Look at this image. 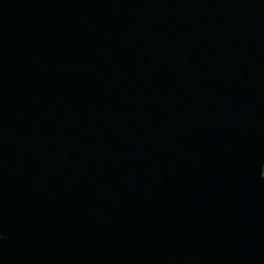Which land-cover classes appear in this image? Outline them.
Listing matches in <instances>:
<instances>
[{
  "label": "water",
  "instance_id": "water-1",
  "mask_svg": "<svg viewBox=\"0 0 264 264\" xmlns=\"http://www.w3.org/2000/svg\"><path fill=\"white\" fill-rule=\"evenodd\" d=\"M0 264H264V0H0Z\"/></svg>",
  "mask_w": 264,
  "mask_h": 264
}]
</instances>
